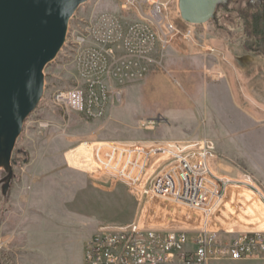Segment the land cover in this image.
<instances>
[{
  "label": "rangeland",
  "instance_id": "obj_1",
  "mask_svg": "<svg viewBox=\"0 0 264 264\" xmlns=\"http://www.w3.org/2000/svg\"><path fill=\"white\" fill-rule=\"evenodd\" d=\"M163 2L178 32L165 46L155 42L148 71L127 82L121 102L96 118L64 112L48 101L55 90L84 85L74 70L68 40L102 14L136 15L121 7L122 0H88L69 20L62 48L44 69L43 97L25 119L12 154L13 179L0 206V264H83L84 244L94 232L134 221L196 233L197 223L187 217L192 213L187 208L160 203L153 210L126 184L102 172L92 151L83 146L87 140L150 143L210 138L216 149L213 170L239 181L250 178L264 193V92L258 96L257 87L236 84L231 89L225 78L231 76L227 64L234 59L245 67H260L264 86V56L249 49L254 37L243 30L237 16L231 31H221L213 22L185 25L176 0ZM188 27L192 42L181 34ZM211 47L219 54H210ZM234 79L238 82L240 76ZM223 164L228 170L219 168ZM231 187L210 216L209 228L224 230L227 237L264 230L259 198L243 183ZM15 199L23 226L20 247L7 238L11 229L5 224ZM210 262L264 264V255Z\"/></svg>",
  "mask_w": 264,
  "mask_h": 264
},
{
  "label": "built area",
  "instance_id": "obj_2",
  "mask_svg": "<svg viewBox=\"0 0 264 264\" xmlns=\"http://www.w3.org/2000/svg\"><path fill=\"white\" fill-rule=\"evenodd\" d=\"M121 7L136 17L102 14L68 40L74 70L84 85L50 93L52 107L101 117L121 102L123 86L143 77L154 63L155 42L165 46L178 32L166 16L163 0H122ZM181 34L192 42L190 27ZM209 53L219 51L211 47ZM83 146L92 151L102 172L126 184L153 210L160 203L182 206L197 223L193 236L186 230L135 221L100 227L84 244L83 264H209L213 258L240 260L264 255V230L239 231L227 237L224 230L209 228L210 216L233 183H243L264 204V193L250 178L239 181L216 174L210 165L216 157L212 139L87 140Z\"/></svg>",
  "mask_w": 264,
  "mask_h": 264
},
{
  "label": "water",
  "instance_id": "obj_3",
  "mask_svg": "<svg viewBox=\"0 0 264 264\" xmlns=\"http://www.w3.org/2000/svg\"><path fill=\"white\" fill-rule=\"evenodd\" d=\"M88 0H0V184L13 179L12 154L25 119L43 97L45 67L62 48L69 20ZM237 0H176L188 24L214 22L217 9ZM262 0H246L261 9Z\"/></svg>",
  "mask_w": 264,
  "mask_h": 264
},
{
  "label": "crops",
  "instance_id": "obj_4",
  "mask_svg": "<svg viewBox=\"0 0 264 264\" xmlns=\"http://www.w3.org/2000/svg\"><path fill=\"white\" fill-rule=\"evenodd\" d=\"M229 64H227L228 69H230V77H228L227 75H225V78H227L226 84L227 86H229L231 89L236 85H240L246 89L252 87L253 89H255L257 87V95H263V80H262V75L260 72V67H257L255 65L251 66V68L245 67L243 65H240L239 62H237L234 59L229 60ZM263 66H264V62H263ZM236 77L240 76V79L238 80V82L234 79ZM244 80V81H242ZM242 81V82H241ZM236 111V110H235ZM215 164V161H213V159L210 161V165H212L211 167H213ZM222 167H219L222 170H228L227 169V165H221ZM229 172V171H228ZM229 173H231L232 175H236V173H234L233 171H230ZM228 173V174H229ZM217 174V173H216ZM218 175V174H217ZM220 176V175H218ZM232 187L229 186V189H231ZM235 190V189H234ZM248 192L252 193L250 190L247 189ZM232 194V193H231ZM233 194H237L236 190L235 192L233 191ZM234 196V195H233ZM261 202V201H260ZM262 203V202H261ZM11 214L9 215V217L7 218V220L5 221V224L7 225V227L9 229H11L10 235H8L7 238H11L14 240V247H20L21 246V242H22V238H23V226L21 225L22 223V218L21 216L19 217L18 215H16V211L18 210V206H20V202L18 199H15L13 201H11ZM263 208H264V204L262 203ZM47 211L49 207H51L50 205H47ZM52 209V208H50ZM45 211V209L43 210V212ZM30 226V224L28 225ZM27 227V226H26ZM46 227V226H45ZM29 232L31 231L30 227L28 228ZM82 259H83V251H82ZM243 260V259H242ZM245 260V259H244ZM210 264H218L216 262H210Z\"/></svg>",
  "mask_w": 264,
  "mask_h": 264
},
{
  "label": "trees",
  "instance_id": "obj_5",
  "mask_svg": "<svg viewBox=\"0 0 264 264\" xmlns=\"http://www.w3.org/2000/svg\"><path fill=\"white\" fill-rule=\"evenodd\" d=\"M246 0L229 2L217 9V17L213 22L221 31H231L232 20L235 16L242 24L243 30L254 37L249 44V49L264 56V0L261 9L253 11L245 4Z\"/></svg>",
  "mask_w": 264,
  "mask_h": 264
},
{
  "label": "flooded vegetation",
  "instance_id": "obj_6",
  "mask_svg": "<svg viewBox=\"0 0 264 264\" xmlns=\"http://www.w3.org/2000/svg\"><path fill=\"white\" fill-rule=\"evenodd\" d=\"M4 174L2 173L1 175H0V177H2ZM6 197H7V193L6 194H4L3 192H2V188H1V184H0V206L2 205L3 206V204L5 203V201H6Z\"/></svg>",
  "mask_w": 264,
  "mask_h": 264
}]
</instances>
